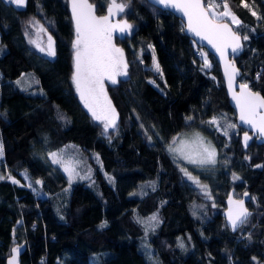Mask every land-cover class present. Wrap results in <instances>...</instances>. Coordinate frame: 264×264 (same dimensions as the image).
Masks as SVG:
<instances>
[{"label":"trees","instance_id":"16d2710c","mask_svg":"<svg viewBox=\"0 0 264 264\" xmlns=\"http://www.w3.org/2000/svg\"><path fill=\"white\" fill-rule=\"evenodd\" d=\"M87 1L98 18L107 15L111 0ZM120 1L125 10L111 22L132 25L115 38L128 75L105 86L118 119L104 133L73 82L71 0H27L23 8L0 0V264L19 246L21 264H149L142 252L148 243L163 264H264V144L252 137L244 147L246 130L237 125L220 65L185 34L181 19L148 0ZM215 2L222 10L224 0ZM226 2L240 19L234 29L248 36L236 58L239 80L264 96V0ZM37 21L45 32H37ZM29 72L41 94L17 85ZM214 117L218 124H209ZM192 131L214 142L215 165L173 159L168 144ZM70 144L91 167L99 156L111 180L98 164L89 181L70 187L50 155ZM233 188L237 197L250 192L253 210L236 232L222 215Z\"/></svg>","mask_w":264,"mask_h":264},{"label":"snow or ice","instance_id":"6c2138e0","mask_svg":"<svg viewBox=\"0 0 264 264\" xmlns=\"http://www.w3.org/2000/svg\"><path fill=\"white\" fill-rule=\"evenodd\" d=\"M14 2L23 6L26 0H14ZM157 3L163 4L166 7L170 5L183 12L184 16L187 17L188 30L196 36L201 37V39L207 40L220 53L221 58L225 60V72L228 76L229 88L231 89L233 81L239 75V72L235 65L227 61V51L231 49L232 53H236L242 45L241 37L227 23L223 22L224 17H230L233 24L239 25L240 23L237 17L231 13L226 0L222 3L223 11L221 12L216 11L217 8L221 7V4L216 3L215 0L208 3L207 7H205L201 0H157ZM124 10V4L117 3L116 0H111V4L107 9V15L98 18L95 15L93 5L89 4L87 0H72V14L75 20L76 32V39L73 44L75 49L73 82L80 99L84 102V106L91 112L93 119L103 123L104 133H107L110 128H116L118 119L116 110L112 106L105 91L104 81L107 79L112 84H116V77L118 75H128V64L124 60L123 50L116 48L112 44L114 30L119 29L123 33L126 29L131 30L132 28V25L126 21L116 24L111 22L113 16L124 12ZM253 15H256V13L253 12ZM33 26L37 27L38 33L46 31L38 21ZM25 34L27 35V32ZM243 39L247 40L248 36H244ZM48 41L47 53L49 56H54L55 50L52 47L53 42L50 35L48 36ZM30 42L36 44L35 40ZM40 51H45V49L40 48ZM154 64L156 71L159 72L160 66L155 62V58ZM203 66L204 68L211 67L206 58ZM257 78H259V75ZM232 95L240 110V120L244 124L251 125L259 135L264 137V111H262L264 110V97L258 92H252L247 84L240 86L239 94L233 90ZM187 119L191 120L192 117H188ZM208 123L218 124V121L214 117ZM235 127L236 125L231 123L227 125V128ZM224 134L228 135L227 129H225ZM149 139L151 138L149 137ZM249 139L251 137L245 132V145H247ZM175 143L176 138L174 137L173 144ZM169 150L180 153L192 165L203 166L209 164L215 165L217 163L215 147L212 146L210 141L205 142V138L199 133H195L194 139L191 141L181 140L179 146L176 148L170 145ZM2 154L3 146L0 144V156ZM50 155L54 164L63 166L64 171L68 173L69 182L71 183L73 176L76 175L75 167L69 163H65L58 153H51ZM181 171L188 176L189 180H192L194 184L199 186L206 195L210 196L207 185L201 184L187 169L182 168ZM9 178L11 179V177ZM0 179H3V177H0ZM234 179H238V177L234 176ZM109 180H111V177H109ZM13 183H18V181L13 180ZM36 183L41 182L36 181ZM230 204L234 205V207L229 208L227 218L232 229L235 231L239 226L248 222L251 213L244 207V201L242 200H230ZM149 220H157L156 215L153 214ZM105 226L106 222L100 225L101 228ZM180 246L183 247V244ZM13 252H17V249H13ZM14 260L15 257H13ZM13 261H10V264H13Z\"/></svg>","mask_w":264,"mask_h":264},{"label":"rangeland","instance_id":"374dc122","mask_svg":"<svg viewBox=\"0 0 264 264\" xmlns=\"http://www.w3.org/2000/svg\"><path fill=\"white\" fill-rule=\"evenodd\" d=\"M9 2H12L14 3L17 7L19 8H23L25 7L26 5V2L23 6L21 5H18L14 2V0H7ZM72 2V0H71ZM88 2V1H87ZM117 3H120V4H123L120 0H116ZM212 1H207V4L210 3ZM89 3V2H88ZM230 9V8H229ZM217 12H221L223 11V9H219L217 8L216 9ZM231 13L234 14V12L230 9ZM236 16V14H234ZM237 19L239 20L240 22V19L238 18V16H236ZM224 18H227L230 22H231V19L230 17H224ZM112 23L114 24V22L112 21ZM124 23V22H123ZM232 23V22H231ZM233 24V23H232ZM233 25H236V24H233ZM126 31V30H125ZM123 32V33H126V32ZM123 34L122 32L119 31V29H116L113 31V34H112V44L117 48L118 46H116L115 44V38L117 36V34ZM140 57L142 58V56L140 55ZM156 63H158L156 61ZM109 80H105L104 81V86H106L107 82ZM110 82V81H109ZM39 79L37 77V75L34 73V72H29L24 78H21V79H18L17 80V85L27 91V92H30V93H35V94H41L43 91L41 90V88L39 87ZM105 91H106V88H105ZM195 133H199L202 137L205 138V142H208L210 141L212 146L215 147L216 149V152H217V158H218V150H217V147L216 145L214 144V142L209 138L207 137L206 135H204L203 133L199 132V131H192V132H188V133H182L178 136H176V143L173 144V140L171 143L168 144V150H169V146L171 145L173 148H176L179 146V142L181 140H186V141H191L192 139H194V134ZM0 144H2L1 142V137H0ZM187 150V148H186ZM53 153H58L61 157V159L65 162V163H69L71 165H73L75 167V172H76V175L73 176L72 180H71V183H70V187L73 186V184L79 182V181H89L93 175H94V169H95V165H98V168H100L101 170H104L103 168V165H102V162L99 158V156H96V163L93 167H91L90 163L87 161L86 159V155L85 153L81 150V148L75 144H70L69 146L65 147L64 149H61V150H58V151H55ZM169 153L171 154V156L173 157V159L178 162L179 164H184L186 166H193V167H197V168H200V167H209V166H212V165H203V166H199V165H192L190 164L187 160H185L181 155L180 153L178 152H172L169 150ZM95 156V155H94ZM3 157V154L2 156H0V160L2 159ZM98 157V158H97ZM62 170L64 171V168L62 165L58 164ZM65 172V171H64ZM68 176V173L65 172ZM106 173V172H105ZM106 175L109 177L110 175L106 173ZM84 177H87V178H84ZM142 252L145 254L146 258H147V261L149 264H163L162 262V259L158 256V255H155V251L152 247L151 244L148 243V246L147 247H142Z\"/></svg>","mask_w":264,"mask_h":264},{"label":"water","instance_id":"95a60500","mask_svg":"<svg viewBox=\"0 0 264 264\" xmlns=\"http://www.w3.org/2000/svg\"><path fill=\"white\" fill-rule=\"evenodd\" d=\"M149 3L155 5L156 7L162 9V10H166V11H169L171 13H173L176 17H178L179 19H181L184 23V32L185 34L190 37L191 39H193L196 44L198 46H200L201 48H205L210 54H212L218 61L219 65H220V68H221V73H222V77H223V80H224V83H225V88H226V92H227V95L229 97V102H230V105L232 106V108L235 110L236 112V122H237V125H239L240 127H243L247 132L248 136L251 137H256L258 142L261 143V144H264V137H262L261 135H259L257 133V131L255 129H253L251 127V125H247V124H244L241 120H240V110H239V107L237 106L236 104V101L233 99V95H232V92L233 90L239 94L240 93V86L242 84H247L249 86V89L254 92V93H257V91L253 90L251 88V85L250 83H245V82H242L240 81V77L242 76V69L238 66V63L236 61V58L240 57L244 50H245V45H244V41H243V37L241 34H239L233 27L232 23L228 20H223L224 23H227L229 25L230 28L233 29L234 32H236L240 37H241V45L242 47L240 49L237 50L236 53H232L231 49H228L227 51V56H226V59L227 61L230 63V64H233L235 65L236 69L238 70L239 72V75H237L233 81V85H232V88L230 89L229 88V81H228V76L226 75V72H225V60L221 58L220 56V53L216 51L215 48H213V46L211 44L208 43L207 40H203L201 39V37L199 36H196L194 33H192L191 31L188 30L187 28V17L184 16L183 12L177 10L176 8H173L171 7L170 5L169 6H165L163 4H159L157 3V0H148ZM201 2L205 5V7H207L206 3H205V0H201ZM230 71V69H229ZM259 93V92H258ZM262 97H264L261 93H259ZM264 111V110H262ZM245 132L243 133L242 135V143L244 145V147H247L251 141V139H249L247 141V145H245V141H244V135H245ZM236 193V189L233 188L226 200H225V209L223 210L222 212V215L223 217L225 218V222L227 224V226L229 228H231V230L233 232H236L241 226H239L235 231L232 229L231 225H230V222L228 221V211H229V208L230 207H234V205L230 204V200L231 201H244V207L248 209V211L251 213V215L253 214V210L249 207V201L251 200V194L250 192L246 191L243 193V195L241 197H237L235 195ZM247 193V195H245ZM250 215V217H251ZM249 217V218H250ZM14 249H17V252H13L12 250V253L11 255L8 257L7 259V262L6 264H10V261H13V257H15V260L13 261V264H21V256H22V253H23V248L21 246L19 247H16Z\"/></svg>","mask_w":264,"mask_h":264}]
</instances>
